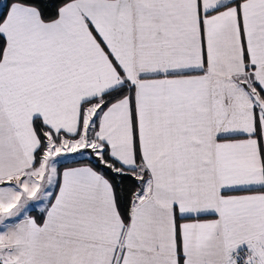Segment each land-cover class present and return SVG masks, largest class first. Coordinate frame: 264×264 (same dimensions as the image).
<instances>
[{
	"label": "snow or ice",
	"instance_id": "obj_1",
	"mask_svg": "<svg viewBox=\"0 0 264 264\" xmlns=\"http://www.w3.org/2000/svg\"><path fill=\"white\" fill-rule=\"evenodd\" d=\"M0 264H264V0H0Z\"/></svg>",
	"mask_w": 264,
	"mask_h": 264
}]
</instances>
